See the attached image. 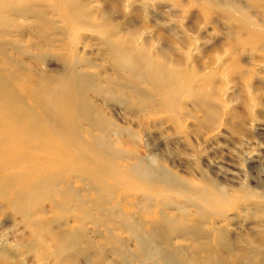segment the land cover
Masks as SVG:
<instances>
[{"label": "rangeland", "instance_id": "374dc122", "mask_svg": "<svg viewBox=\"0 0 264 264\" xmlns=\"http://www.w3.org/2000/svg\"><path fill=\"white\" fill-rule=\"evenodd\" d=\"M8 1L0 86L45 138L0 105V264H264V0Z\"/></svg>", "mask_w": 264, "mask_h": 264}, {"label": "bare ground", "instance_id": "6f19581e", "mask_svg": "<svg viewBox=\"0 0 264 264\" xmlns=\"http://www.w3.org/2000/svg\"><path fill=\"white\" fill-rule=\"evenodd\" d=\"M4 2L7 3L5 5L10 4V1H8V0H0V4L2 3L4 5ZM11 2L14 3L13 1H11ZM32 2H36V0H33ZM3 5H0V7H2ZM107 42L110 45L109 48H110L111 52H114L113 61L115 63L123 66L125 69H129L131 73H133V74L138 73V69L141 70L142 69L141 67H146V66H142V65L147 64L148 66H147L146 71L148 73V77H150L153 82H160V80L170 78L171 72H169V69L166 68L165 65L161 64V62L155 61L156 59L151 60V59L146 58L142 52L136 50L135 48H133L129 45L122 44V45L118 46L117 44L112 42L111 38L108 39ZM9 45L17 53H19L20 55H23L24 51L19 46L18 43L9 42ZM3 53H4L3 48L0 46V54H3ZM139 57H141V58H139ZM6 61H7V63H11V61L8 59ZM3 66H6V65L3 64L2 62H0V67H3ZM21 66H22V64H21ZM6 68H8V67H6ZM7 72L10 73L9 70ZM167 74H168V76H167ZM3 77H5V76H3ZM0 80L3 81L2 78H0ZM61 81L62 82L59 81V84L65 85L63 83L62 79H61ZM13 89H14L13 87H10L9 89H5V87L0 86V105H1V108L6 110L8 121L11 122L14 126V127L12 126L11 131L8 130L9 132L8 133L6 132V133L11 134L14 131H17L18 134L23 135L24 142L21 146L19 145L22 148H26L29 150H37L38 148L40 149L41 145H42V142H40V141H42V139L45 138V135H43L41 132L38 131V129L36 127V122L32 121L31 124L28 123L27 118H26V114L24 113L23 110H21L22 105L20 104V102H21V99L19 98L20 96L16 95L13 92ZM38 105L40 106V103H38ZM79 105H81L80 107H82L81 108L82 110L88 111L84 101L80 102ZM40 109L43 111V107H41ZM84 118H86V121L88 124V127H86L87 130L90 131V130L98 128L97 126L95 127V125H94L96 119L91 117L89 112H86V115L84 116ZM7 138H8L7 135L0 136V144L6 143ZM99 145L104 146V149H106L108 151L111 150L109 147L107 148V145L104 142L99 143ZM112 153H113V156L117 155V152H112ZM97 157L98 156H96V155H92V161L85 163V165L90 166V170H88V169L86 170V172L89 173V176H88L89 181H92V180L95 181L96 167L93 168L92 166H93L95 160L97 159ZM97 170H99V169L97 168ZM101 175L103 176L104 174L101 173ZM111 176H115V174H111ZM85 177H86V175H85ZM170 252H171V250H170ZM172 255H174V254H172ZM208 261H210V259ZM182 264H184V263H182Z\"/></svg>", "mask_w": 264, "mask_h": 264}]
</instances>
